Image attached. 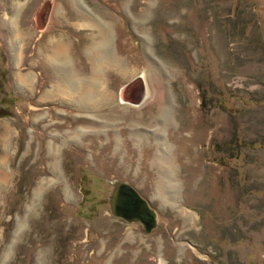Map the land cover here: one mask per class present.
Listing matches in <instances>:
<instances>
[{
    "label": "rangeland",
    "instance_id": "obj_1",
    "mask_svg": "<svg viewBox=\"0 0 264 264\" xmlns=\"http://www.w3.org/2000/svg\"><path fill=\"white\" fill-rule=\"evenodd\" d=\"M0 170V264H264V0H0Z\"/></svg>",
    "mask_w": 264,
    "mask_h": 264
},
{
    "label": "water",
    "instance_id": "obj_2",
    "mask_svg": "<svg viewBox=\"0 0 264 264\" xmlns=\"http://www.w3.org/2000/svg\"><path fill=\"white\" fill-rule=\"evenodd\" d=\"M109 196V209L114 218L128 223L139 222L144 228L143 234L146 235L157 228L158 213L137 188L125 181L115 182Z\"/></svg>",
    "mask_w": 264,
    "mask_h": 264
},
{
    "label": "bare ground",
    "instance_id": "obj_3",
    "mask_svg": "<svg viewBox=\"0 0 264 264\" xmlns=\"http://www.w3.org/2000/svg\"><path fill=\"white\" fill-rule=\"evenodd\" d=\"M101 34L103 35L102 37H106L107 38V36H108V34H107V32L105 30L102 31ZM52 48H53L52 53L54 52V54L52 56V60H54V63L57 61L58 58H62L63 60L60 59L61 61H64L66 63L68 62L67 60H69V58L67 56L65 44H63V43H61L59 41L56 42V43L54 42V46ZM98 50H100V49H98ZM98 52L96 51L93 54V51H92V54L90 55V58H91L90 62H92V73L93 74H91L92 76L89 79L86 80V83L84 82L85 83L84 87H81L80 90L77 89V92H76V90L75 91L73 90L74 87H68L67 83L68 84L69 83H73V85H74V83L78 81L77 80V78H78L77 77V73H75L74 70H72L71 72H68V73L66 72L65 73L67 75V80L65 81L66 83L65 84L63 83L61 88L58 87L59 91L62 94H67L68 93L67 95H74L76 93V94H78V97H80V98L81 97L82 98H87V96H90L92 93H94L96 91L95 87L98 85V76H99L98 74H99V68L101 66L100 62H102V60H103V57H101V56L104 55V53L102 54V52H99V53ZM61 67L64 68L65 65H62ZM20 78L25 81L29 77H28V75H26V76L24 75V77L20 76ZM88 99H90V98H88ZM3 177H4V174L0 170V180H2ZM161 263H162V261H161Z\"/></svg>",
    "mask_w": 264,
    "mask_h": 264
}]
</instances>
